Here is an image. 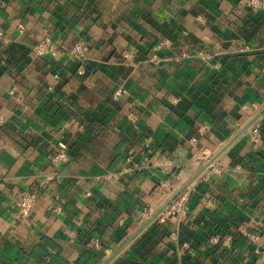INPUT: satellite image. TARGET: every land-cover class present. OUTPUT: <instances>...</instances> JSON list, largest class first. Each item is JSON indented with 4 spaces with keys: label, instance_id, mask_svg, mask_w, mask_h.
I'll list each match as a JSON object with an SVG mask.
<instances>
[{
    "label": "crops",
    "instance_id": "obj_1",
    "mask_svg": "<svg viewBox=\"0 0 264 264\" xmlns=\"http://www.w3.org/2000/svg\"><path fill=\"white\" fill-rule=\"evenodd\" d=\"M261 108L264 6L0 0V264H264V114L136 234Z\"/></svg>",
    "mask_w": 264,
    "mask_h": 264
},
{
    "label": "built area",
    "instance_id": "obj_2",
    "mask_svg": "<svg viewBox=\"0 0 264 264\" xmlns=\"http://www.w3.org/2000/svg\"><path fill=\"white\" fill-rule=\"evenodd\" d=\"M248 5L251 8L254 9H259L264 6V1L262 0H248ZM52 54L55 55V49L54 47L49 44V41L44 39L42 40L37 47L35 48V54L37 56H42L43 54ZM69 55L75 59V60H80L83 58V48L80 44H75L70 52ZM124 59L132 58L133 56L129 53L123 54ZM0 121H1V116H0ZM249 132V139L250 142L257 144L259 142V125L257 121L252 123V125L248 128ZM210 157L209 155L203 151L200 154L196 156V160L200 162H206L209 160ZM68 160L67 156V150L65 144L62 142L57 143V148L55 152H53L50 161L54 166H58L61 164L66 163ZM145 161L141 163V165H145ZM182 194V193H181ZM181 194L159 215V220L163 221L168 215H174L179 213L180 211L182 212L185 209L184 203H183V197H181ZM36 198V192H31L27 194H23L19 200L15 204V209H16V214L18 217L26 218L27 216L30 215L34 202ZM147 214L144 212V216ZM185 249L189 253L190 256H194V253L190 250V248L185 245ZM256 253H259V250H255Z\"/></svg>",
    "mask_w": 264,
    "mask_h": 264
},
{
    "label": "water",
    "instance_id": "obj_3",
    "mask_svg": "<svg viewBox=\"0 0 264 264\" xmlns=\"http://www.w3.org/2000/svg\"><path fill=\"white\" fill-rule=\"evenodd\" d=\"M262 114H264V108H261V110L253 116L245 125L244 127L232 138L230 139L216 154H214L209 160L204 162L198 170L193 174V176L185 182L176 192H174L163 204L160 206L149 218L148 220L143 224V226L140 228V230L136 233L138 234L142 229H144L146 226H148L150 223H152L182 192H184L217 158L218 156L225 151L232 142L238 138L240 135H242L245 131L248 130V128L254 123ZM135 234V235H136ZM133 235L127 243L131 241V239L135 236ZM117 253L110 256L104 263L107 264L110 262Z\"/></svg>",
    "mask_w": 264,
    "mask_h": 264
},
{
    "label": "trees",
    "instance_id": "obj_4",
    "mask_svg": "<svg viewBox=\"0 0 264 264\" xmlns=\"http://www.w3.org/2000/svg\"><path fill=\"white\" fill-rule=\"evenodd\" d=\"M188 255H189V254H188ZM189 257H190V259H192V260L190 261V262H191L190 264H197V261L195 260V256L192 257V256L189 255Z\"/></svg>",
    "mask_w": 264,
    "mask_h": 264
}]
</instances>
